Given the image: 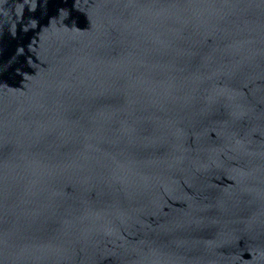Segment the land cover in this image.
Instances as JSON below:
<instances>
[{"label":"water","instance_id":"water-1","mask_svg":"<svg viewBox=\"0 0 264 264\" xmlns=\"http://www.w3.org/2000/svg\"><path fill=\"white\" fill-rule=\"evenodd\" d=\"M0 264H264V0H0Z\"/></svg>","mask_w":264,"mask_h":264}]
</instances>
